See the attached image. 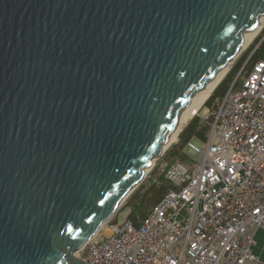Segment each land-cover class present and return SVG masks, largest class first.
I'll return each instance as SVG.
<instances>
[{"label":"water","instance_id":"obj_1","mask_svg":"<svg viewBox=\"0 0 264 264\" xmlns=\"http://www.w3.org/2000/svg\"><path fill=\"white\" fill-rule=\"evenodd\" d=\"M263 17L264 0H0V264H87Z\"/></svg>","mask_w":264,"mask_h":264},{"label":"built area","instance_id":"obj_2","mask_svg":"<svg viewBox=\"0 0 264 264\" xmlns=\"http://www.w3.org/2000/svg\"><path fill=\"white\" fill-rule=\"evenodd\" d=\"M246 64L205 116L202 147L188 143L198 157L166 167L164 177L174 187L140 226L128 218L106 222L108 233L100 229L78 253L87 264L258 261L253 247L254 230H264V59Z\"/></svg>","mask_w":264,"mask_h":264},{"label":"trees","instance_id":"obj_3","mask_svg":"<svg viewBox=\"0 0 264 264\" xmlns=\"http://www.w3.org/2000/svg\"><path fill=\"white\" fill-rule=\"evenodd\" d=\"M258 44V45H257ZM257 46L250 47L247 53H244L241 58L235 63L230 72L221 81V83L214 90L212 96L205 103V106L210 108L217 98H222L232 86L237 74L245 66L249 67L250 63L264 59V30L257 41ZM208 126L201 122L200 116L194 117L185 127L179 131L177 142L166 149L164 156L168 160L163 172L158 177H150L144 180L140 186L127 198L124 206L130 209L128 219L132 221L135 226H140L143 219L149 214L153 207L163 198V196L174 187V185L167 180L165 175L166 167L180 159H187L185 151L188 143L193 139L205 141L207 138ZM177 138V137H176ZM172 160V161H171ZM114 221H117L114 219Z\"/></svg>","mask_w":264,"mask_h":264},{"label":"rangeland","instance_id":"obj_4","mask_svg":"<svg viewBox=\"0 0 264 264\" xmlns=\"http://www.w3.org/2000/svg\"><path fill=\"white\" fill-rule=\"evenodd\" d=\"M263 30H264V24L262 25V27H261L260 31L258 32L256 38H255L253 41L247 43V46L244 47V49L242 50V52L239 54L238 58H237V59L231 64L228 73L230 72V70L232 69V67L235 65V63L241 58V56H242L244 53H247V52L250 50V47L255 46V45L257 44V41H258V39L260 38V36L262 35ZM257 45H258V44H257ZM257 45H256V46H257ZM228 73H227V74H228ZM227 74H226V75H227ZM238 75H239V73L237 74V76H238ZM237 76H236V78H237ZM225 77H226V76H225ZM225 77H224V78H225ZM240 80L242 81L243 78H239V82H240ZM217 86H218V85H217ZM216 88H217V87H216ZM216 88H215V89H216ZM213 92H214V91H213ZM213 92H212V94H213ZM212 94H211V96H212ZM211 96H210V97H211ZM210 97H208L205 101H203L201 104H199L198 109H197V112L191 114V115L189 116L188 119H185V121H184V123H183V126H182L181 128L185 127V126H186V125H187V124H188V123H189L194 117H196V116H200V118H201V122L205 123V122H204V118H205V116L210 112V108H208V106H205V103L209 100ZM178 133H179V131L176 133L174 139L172 140L171 145L177 142V139H178V135H177V134H178ZM176 137H177V138H176ZM192 141H193V143H194L196 146H198V147H202V144H203V143H202L200 140H198V139H193ZM171 145H170V146H171ZM170 146H169V147H170ZM169 147H168V148H169ZM185 151H186L188 157H187V159H186V158H185V159H180V158H179L180 161H190L191 159H196V158L198 157V153H196L194 150H192L191 148H189V146H186ZM164 153H165V152H164ZM163 156H164V154L154 162L153 167L147 172L146 177H145L144 180L149 179L151 176H152V177H158V176L161 174V172H163V169H164V167L166 166V162H167V160H168L167 158H165V157H163ZM168 161H170V159H169ZM171 161H172V160H171ZM144 180H143V181H144ZM124 204H125V203H124ZM129 213H130V209H129V208H126V207L123 205V206L118 210V212L113 216L112 219H115V220H118L119 222H122V221H124L126 218H128ZM105 232H106V230H104L103 233H105Z\"/></svg>","mask_w":264,"mask_h":264},{"label":"bare ground","instance_id":"obj_5","mask_svg":"<svg viewBox=\"0 0 264 264\" xmlns=\"http://www.w3.org/2000/svg\"><path fill=\"white\" fill-rule=\"evenodd\" d=\"M264 24V17L261 18V23L259 25V27L252 31V32H248L245 34V45L244 47L247 46V43L248 42H251L253 41L258 32L260 31L262 25ZM244 49V48H243ZM228 69H225L223 72H221L218 77L212 81L203 91L201 92H197L195 95H194V98L192 100V103L190 104V106L188 108H186L181 117H180V122H179V128L181 129V127L183 126V123L185 121V119H188L189 116L195 112H197V109H198V106L199 104H201L203 101H205L208 97L211 96L212 92L215 90V88L217 87V85L220 83V81L225 77L226 73H227ZM179 130L175 131L173 133V135L171 136V142L172 140L174 139L176 133L178 132ZM101 230L104 231L106 230L105 233H108V229L105 228L104 226L101 227Z\"/></svg>","mask_w":264,"mask_h":264},{"label":"crops","instance_id":"obj_6","mask_svg":"<svg viewBox=\"0 0 264 264\" xmlns=\"http://www.w3.org/2000/svg\"><path fill=\"white\" fill-rule=\"evenodd\" d=\"M255 244L254 253L258 257L257 262H247L246 264H264V230L257 228L254 230Z\"/></svg>","mask_w":264,"mask_h":264}]
</instances>
